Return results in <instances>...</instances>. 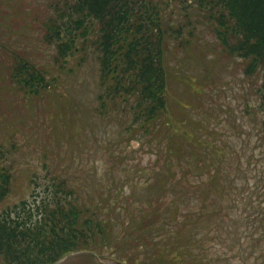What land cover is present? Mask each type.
<instances>
[{"label":"trees","instance_id":"16d2710c","mask_svg":"<svg viewBox=\"0 0 264 264\" xmlns=\"http://www.w3.org/2000/svg\"><path fill=\"white\" fill-rule=\"evenodd\" d=\"M181 2L208 10L216 20L218 38L225 45L234 39L229 45L231 55L248 60V73L261 71L256 109L264 114V0ZM169 5L170 0H57L49 5L50 12L42 16L43 20L31 17L34 21L29 25L35 32L38 26L46 28L38 43L54 45L57 73L39 69L19 57L11 79L32 95L58 94V72L71 70L69 62L76 57L80 66L93 45L101 89L95 98L96 110L102 115L127 112L130 118L123 124L124 130L153 157L142 167L143 171L150 168V175L143 179L144 195H148L143 200L119 188L89 212L91 206L81 205L65 178H51L40 202L22 199L2 208V264H51L84 249H111L112 255L126 264H227V252L237 244L233 237H239V231L234 232L227 221L246 199L247 175L246 183L240 185L239 175L235 176L236 168L242 166L239 153L219 144L225 133L215 127L201 128L203 137L215 138L210 147L202 141L205 153L196 150L190 155L182 149L180 140L171 138L173 125L183 124L184 116L173 113L171 120L167 118L164 53L166 40L179 38L183 28L181 24L164 26ZM261 122L264 141V115ZM181 135L188 140L187 129ZM258 181H264V173ZM10 183V175L0 173V205L10 192ZM206 185L213 187L209 194ZM262 192L260 197L264 199V189ZM115 207L127 214L117 230L115 220L108 216V210ZM239 214L246 221L261 223L264 206L260 212L248 214L243 209ZM219 241L224 253L214 251L210 256L208 249Z\"/></svg>","mask_w":264,"mask_h":264},{"label":"rangeland","instance_id":"374dc122","mask_svg":"<svg viewBox=\"0 0 264 264\" xmlns=\"http://www.w3.org/2000/svg\"><path fill=\"white\" fill-rule=\"evenodd\" d=\"M55 1L0 0V173L7 172L11 182L0 210L22 199L40 202L46 193L44 186L51 178H65L81 205L91 206L89 212L119 188L143 200L148 196L144 195L143 179L150 175V168L143 171L142 167L153 155L124 130L123 124L130 118L127 112L102 115L96 110L95 98L101 89L97 85L93 45L80 66L76 57L69 62L71 70L58 72V94H29L10 77L19 57L39 69L57 73L54 45L38 43L46 28L38 26L35 32L29 25L36 18L43 20ZM181 1L170 0L164 12V26L181 24L183 28L179 38L170 35L166 40L164 53L170 114L167 118L171 120L173 113L184 116L183 124H172L171 138L180 140L182 149L191 155L196 150L205 153L202 141L206 140L208 147L215 143V138L202 136L204 126L225 133L219 144L238 151L242 166L236 168L235 176L239 175L238 181L244 185L247 175L249 184L245 201L238 204L227 221L234 232L239 231V237H233L237 244L227 252L230 259L226 263L264 264V221H246L239 214L243 209L248 214L260 212L264 206L260 197L264 181H258L264 173V114L256 109V89L263 77L261 71L245 70L248 60L231 55L229 45L234 39L230 38L229 45H225L218 38L214 30L216 20L208 10L195 4L185 6ZM30 9L34 11L28 13ZM183 129H187L194 142L183 138ZM202 169L206 166L202 165ZM205 188L208 194L213 189L211 185ZM108 216L115 220V230L127 219V214L116 207L108 210ZM221 244L215 242L208 249L209 255L224 253ZM111 251L79 250L53 264H126Z\"/></svg>","mask_w":264,"mask_h":264}]
</instances>
